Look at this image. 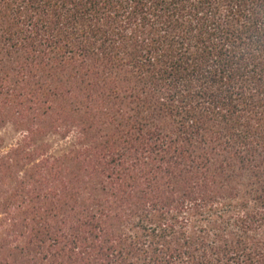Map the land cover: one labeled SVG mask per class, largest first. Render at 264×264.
Here are the masks:
<instances>
[{
    "label": "trees",
    "instance_id": "16d2710c",
    "mask_svg": "<svg viewBox=\"0 0 264 264\" xmlns=\"http://www.w3.org/2000/svg\"><path fill=\"white\" fill-rule=\"evenodd\" d=\"M7 110L0 264H264V0H0Z\"/></svg>",
    "mask_w": 264,
    "mask_h": 264
},
{
    "label": "rangeland",
    "instance_id": "374dc122",
    "mask_svg": "<svg viewBox=\"0 0 264 264\" xmlns=\"http://www.w3.org/2000/svg\"><path fill=\"white\" fill-rule=\"evenodd\" d=\"M13 112L16 113V111ZM23 122L24 120L20 114H12L9 110L0 114V151L18 142L25 134L28 124H23ZM31 125L34 126L36 123H32ZM50 125L51 124H47L41 127L46 134L42 137L40 142L42 141L44 143L47 153L59 154L69 147L73 140V133L68 132L64 135L62 132L65 130L62 126H58V132H56L55 128ZM36 135L37 133L35 136Z\"/></svg>",
    "mask_w": 264,
    "mask_h": 264
}]
</instances>
